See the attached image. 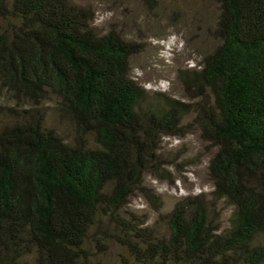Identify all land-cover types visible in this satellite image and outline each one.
I'll return each mask as SVG.
<instances>
[{"label":"trees","instance_id":"16d2710c","mask_svg":"<svg viewBox=\"0 0 264 264\" xmlns=\"http://www.w3.org/2000/svg\"><path fill=\"white\" fill-rule=\"evenodd\" d=\"M203 1L217 43L179 69L181 100L132 79L136 45L101 33L90 7L0 0V88L14 103L0 106V264H103L113 249L120 264H264V0ZM47 102L69 139L47 125ZM191 127L214 149L211 197L163 212L145 174L163 176V138ZM136 194L153 224L131 209Z\"/></svg>","mask_w":264,"mask_h":264},{"label":"rangeland","instance_id":"374dc122","mask_svg":"<svg viewBox=\"0 0 264 264\" xmlns=\"http://www.w3.org/2000/svg\"><path fill=\"white\" fill-rule=\"evenodd\" d=\"M91 8L93 25L101 32H118L122 38L136 45L130 57V74L139 86L150 93L164 92L177 99H185L178 71L198 68L203 56L216 45L211 34L217 12L216 5L203 0H157L150 6L143 0H72ZM5 90L0 88V106L13 105ZM3 107L1 109H3ZM46 123L64 138L71 137L65 119H59L53 102L45 103ZM191 116L185 118L186 122ZM163 176L145 174L148 187L157 192L169 212L176 201L188 195L211 197L213 184L206 166L214 149L204 142L195 127L184 136L164 137L160 148ZM130 207L153 224L157 213L151 203L140 194L130 198ZM226 225L232 207L219 203ZM119 248H117L118 250ZM116 252V249H113ZM103 257V264H120L115 254Z\"/></svg>","mask_w":264,"mask_h":264}]
</instances>
